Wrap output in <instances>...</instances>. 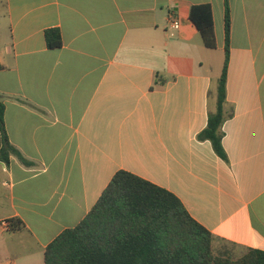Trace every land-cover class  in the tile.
Returning <instances> with one entry per match:
<instances>
[{
	"label": "crops",
	"instance_id": "1",
	"mask_svg": "<svg viewBox=\"0 0 264 264\" xmlns=\"http://www.w3.org/2000/svg\"><path fill=\"white\" fill-rule=\"evenodd\" d=\"M226 3L223 160L199 134L217 109ZM202 4L214 50L190 20ZM0 63L7 135L30 162L0 161V264H45L119 171L176 195L213 249L264 251V0H0Z\"/></svg>",
	"mask_w": 264,
	"mask_h": 264
},
{
	"label": "trees",
	"instance_id": "2",
	"mask_svg": "<svg viewBox=\"0 0 264 264\" xmlns=\"http://www.w3.org/2000/svg\"><path fill=\"white\" fill-rule=\"evenodd\" d=\"M190 20L207 49L217 48L212 6L195 5ZM230 9L225 10V59L217 87V109L199 134L216 154L227 160L223 146L227 80L230 62ZM52 50L63 45L59 29L45 32ZM3 66L0 63V71ZM5 105L0 100V161L12 156L30 164L11 144L5 127ZM18 223L11 221L12 229ZM214 237L188 212L181 200L141 177L119 171L85 219L61 233L46 249L45 264H264V251L248 250L239 258L216 255Z\"/></svg>",
	"mask_w": 264,
	"mask_h": 264
},
{
	"label": "rangeland",
	"instance_id": "3",
	"mask_svg": "<svg viewBox=\"0 0 264 264\" xmlns=\"http://www.w3.org/2000/svg\"><path fill=\"white\" fill-rule=\"evenodd\" d=\"M215 250H214V253L217 255V254H219L221 251H225L224 252V254H222V255H225V253H226V255H231L232 257H234V258H238L239 257V253H237V252H234L233 250V248L231 247V246H222V245H218V247L217 248H214Z\"/></svg>",
	"mask_w": 264,
	"mask_h": 264
},
{
	"label": "built area",
	"instance_id": "4",
	"mask_svg": "<svg viewBox=\"0 0 264 264\" xmlns=\"http://www.w3.org/2000/svg\"><path fill=\"white\" fill-rule=\"evenodd\" d=\"M181 25V22L179 20V18L177 16H175L174 14L170 15V26L173 27L174 29H179ZM2 226L4 228H9L10 227V223L7 221L2 222Z\"/></svg>",
	"mask_w": 264,
	"mask_h": 264
}]
</instances>
